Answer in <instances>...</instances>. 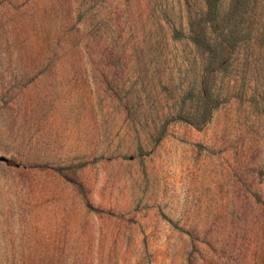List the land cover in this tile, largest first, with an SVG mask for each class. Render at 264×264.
<instances>
[{
    "label": "rangeland",
    "instance_id": "rangeland-1",
    "mask_svg": "<svg viewBox=\"0 0 264 264\" xmlns=\"http://www.w3.org/2000/svg\"><path fill=\"white\" fill-rule=\"evenodd\" d=\"M201 10L0 0V264H264V44L203 77Z\"/></svg>",
    "mask_w": 264,
    "mask_h": 264
},
{
    "label": "trees",
    "instance_id": "trees-1",
    "mask_svg": "<svg viewBox=\"0 0 264 264\" xmlns=\"http://www.w3.org/2000/svg\"><path fill=\"white\" fill-rule=\"evenodd\" d=\"M253 1L229 0L228 6L223 9L221 0H203V10L187 22L186 32L180 27L172 28V38H184L199 49L203 77L227 71L240 54L251 56L249 48L257 37L264 44L261 30L264 26L252 28L245 23L251 13L248 5ZM212 86L207 79H201L198 97L206 111L211 101L216 100L211 95Z\"/></svg>",
    "mask_w": 264,
    "mask_h": 264
}]
</instances>
